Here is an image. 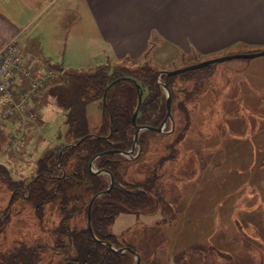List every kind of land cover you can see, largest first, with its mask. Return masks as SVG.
I'll list each match as a JSON object with an SVG mask.
<instances>
[{
	"label": "rangeland",
	"instance_id": "rangeland-1",
	"mask_svg": "<svg viewBox=\"0 0 264 264\" xmlns=\"http://www.w3.org/2000/svg\"><path fill=\"white\" fill-rule=\"evenodd\" d=\"M66 1L53 0L50 5L46 0L45 15L60 16L64 6L70 7L71 15L75 14L71 34L76 37L70 36L68 53L85 51V56L77 57V66L96 64L92 56L86 57L91 35L81 30L88 29L85 3ZM240 47L202 55L159 46L154 63L160 70H172L197 63L196 59L264 50ZM190 75V82L174 83L179 100L184 97L183 86L196 93L187 101L188 111L176 112L175 131L160 137L147 131L145 153L128 157L125 165L124 180L141 185L151 181L154 204L143 212L118 216L111 232L117 245L140 255V264H264V55L233 58ZM45 104L43 117L37 115L33 123L19 129L18 136L22 138L24 131L26 137L16 147L23 154L22 162L16 163L8 151L2 156L6 163L12 159L16 178L35 173L41 155L67 141L65 112L48 97L43 108ZM86 106V128L96 133L103 121L101 102L86 100ZM72 193L77 194V189ZM22 198L12 203V209L21 211L8 219L0 233L2 250L50 241L51 230L60 224L57 201L45 203L38 217L34 206ZM9 205L10 191L0 184V210ZM86 224L85 211L71 219L73 227Z\"/></svg>",
	"mask_w": 264,
	"mask_h": 264
},
{
	"label": "trees",
	"instance_id": "trees-1",
	"mask_svg": "<svg viewBox=\"0 0 264 264\" xmlns=\"http://www.w3.org/2000/svg\"><path fill=\"white\" fill-rule=\"evenodd\" d=\"M155 61V57L151 58L147 52L142 60L125 58L85 69H66L62 65H56L57 81L49 89L54 104L65 112L67 141L56 149L48 148L38 159L35 173L30 176L25 174L18 178L14 177L12 159L9 157L10 162L7 163L3 159L2 156L8 154V151L16 163H21L23 154L17 151V146L12 148L8 146L11 134L3 129L5 122L0 120V184L10 191L11 196V206L0 210V233L7 227L10 218L8 212L17 198L23 197L34 206L38 217L39 210L45 203L57 201L62 215L59 226L51 230L50 241L0 249V264L135 263L136 258L132 252H115L99 240L120 247L110 225L121 214L140 213L154 204L155 193L151 189V181L141 185L124 180L125 165L129 159L119 153L103 154L94 161L96 170L107 169L115 176L110 192L99 196L92 206V228L99 239L97 240L88 227V207L96 193L109 187L110 176L106 173H93L89 165L98 153L111 149L124 151L131 149L136 130L132 117L139 102L136 82L143 89V101L136 119L137 124L158 127L163 123L167 115V96L159 82L161 70L156 67ZM196 61L199 62L200 59L194 62ZM192 71L161 77L162 80L168 81L171 89L174 119L177 111H188L187 101L196 94L194 90H188L183 86L184 97L179 100L174 83L184 80L190 82L193 78L190 75ZM106 92L107 107L104 108L103 99ZM86 100L101 102L103 121L96 133L86 128L88 124ZM168 124L166 131L171 129V123ZM147 131L152 130L140 133L141 151L136 158L142 157L147 149L149 143ZM166 131L152 132L160 137L166 134ZM174 131L175 128L167 133ZM68 144L73 145L61 153L63 147ZM49 183L52 184L48 186ZM75 189L77 194L72 193ZM20 211L21 209L16 208V211L13 209L12 212L17 216ZM80 211H85L87 224L85 227H73L71 219ZM57 257L62 259L58 261Z\"/></svg>",
	"mask_w": 264,
	"mask_h": 264
},
{
	"label": "crops",
	"instance_id": "crops-1",
	"mask_svg": "<svg viewBox=\"0 0 264 264\" xmlns=\"http://www.w3.org/2000/svg\"><path fill=\"white\" fill-rule=\"evenodd\" d=\"M83 1L88 29L81 30L92 40L86 57L92 56L96 63L88 66L76 65L77 57L85 56V51L76 52L73 59L68 53L70 36L72 40L76 37L71 34L75 14L71 15L70 7L64 6L60 16L57 12L45 15L46 0H0V51L10 41L18 40L20 52L33 70L32 77L42 79L33 92L35 118L28 120L15 114L1 120L14 147L26 140L24 131L20 133L22 138L18 136L20 127L26 128L37 115L43 117L48 105H42L47 97L53 101L49 88L57 81L56 65L85 69L125 58L142 60L147 52L157 60L159 46L202 55L243 48L242 44L264 48V0ZM66 4L71 5V0ZM15 77L13 92L17 94L20 87L28 86L30 77L19 70Z\"/></svg>",
	"mask_w": 264,
	"mask_h": 264
},
{
	"label": "water",
	"instance_id": "water-1",
	"mask_svg": "<svg viewBox=\"0 0 264 264\" xmlns=\"http://www.w3.org/2000/svg\"><path fill=\"white\" fill-rule=\"evenodd\" d=\"M264 55V50H257V51H250V52H239V53H235V54H229V55H221V56H218V57H212V58H209V59H205L203 61H200V62H197V63H193V64H190V65H187L185 67H181V68H177V69H172V70H161L159 72V82L162 84L164 90H165V93H166V96H167V115L163 121V123L158 126V127H154V126H150V125H138L137 124V116H138V113H139V110H140V106L142 104V101H143V89H142V86L137 83L136 81V86L139 90V102H138V105L136 107V110L134 111V114H133V117H132V122H133V125L135 126V134H134V143L131 147V149L127 150V151H124V150H118V149H111V150H106L104 152H101V153H98L96 154L91 162H90V170L95 173V174H100V173H106L110 176V185L107 189L103 190V191H100L98 193H96L92 199L90 200V203H89V207H88V227L90 228L93 236L99 240L94 231H93V228H92V206H93V203L94 201L101 195L103 194H106L108 192H110V190L112 189L113 185H114V182H115V176L114 174L107 170V169H100V170H96L94 168V161L101 155L103 154H108V153H119L121 155H124L126 157H129V158H136L139 154H140V151H141V145H140V142H139V136H140V133L144 130H152V131H156V132H164L166 131L165 128L167 126V124L170 122L171 123V129L167 130L166 132H171L174 130L175 128V119H174V115H173V111H172V102H173V97H172V93H171V89H170V86H169V83L167 80H162V75H167V76H172V75H177V74H181V73H185V72H188V71H192V70H195V69H199V68H203V67H207V66H212L214 64H217L219 62H223V61H226V60H230V59H233V58H254V57H258V56H262ZM111 86V85H110ZM106 95H107V92L105 93V96H104V99H103V104H104V108L107 107V99H106ZM73 144H68L67 146H64L61 153L68 147L72 146ZM136 148H137V151H136ZM136 151V153H135ZM10 206V205H9ZM105 244H107L113 251L115 252H118V253H124L126 251H130L132 252L134 255H135V258H136V261L134 264H140L141 262V258H140V255L131 247H115L111 242H108V241H104V240H99Z\"/></svg>",
	"mask_w": 264,
	"mask_h": 264
},
{
	"label": "built area",
	"instance_id": "built-area-1",
	"mask_svg": "<svg viewBox=\"0 0 264 264\" xmlns=\"http://www.w3.org/2000/svg\"><path fill=\"white\" fill-rule=\"evenodd\" d=\"M16 70L30 77L28 86L20 87L17 94L13 92ZM32 72L20 52L18 40L10 41L0 51V120H6L15 114L28 120L35 118L33 92L42 84V79L32 77Z\"/></svg>",
	"mask_w": 264,
	"mask_h": 264
},
{
	"label": "flooded vegetation",
	"instance_id": "flooded-vegetation-1",
	"mask_svg": "<svg viewBox=\"0 0 264 264\" xmlns=\"http://www.w3.org/2000/svg\"><path fill=\"white\" fill-rule=\"evenodd\" d=\"M10 210H11V211H10ZM10 210H9V212H8V215H10V217H12V216H13V212H12L13 209L10 208Z\"/></svg>",
	"mask_w": 264,
	"mask_h": 264
}]
</instances>
